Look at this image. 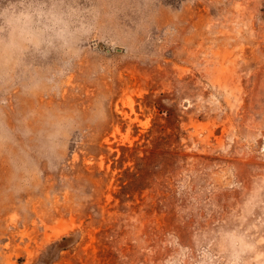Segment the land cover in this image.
Masks as SVG:
<instances>
[{
  "label": "rangeland",
  "instance_id": "374dc122",
  "mask_svg": "<svg viewBox=\"0 0 264 264\" xmlns=\"http://www.w3.org/2000/svg\"><path fill=\"white\" fill-rule=\"evenodd\" d=\"M63 7L78 61L0 68V264H264V0Z\"/></svg>",
  "mask_w": 264,
  "mask_h": 264
},
{
  "label": "clouds",
  "instance_id": "9594fccd",
  "mask_svg": "<svg viewBox=\"0 0 264 264\" xmlns=\"http://www.w3.org/2000/svg\"><path fill=\"white\" fill-rule=\"evenodd\" d=\"M4 17V26L0 32L7 29V37L0 36V68H7L9 64H17L19 55L24 47L31 44L40 50L44 44H50L53 39L60 42L67 59V64L78 61L81 49L79 44L92 30L90 27L80 24L76 27L78 12L72 8L63 7V0H50L46 5L41 0H25L22 10L9 11ZM57 74H63L61 70ZM36 80V77H33ZM50 79L40 78L38 86L29 84L24 86L26 95H36L38 92L49 91ZM55 91V89H51ZM15 144L11 129L0 122V153L9 150ZM226 239L232 244L236 238L228 236Z\"/></svg>",
  "mask_w": 264,
  "mask_h": 264
},
{
  "label": "trees",
  "instance_id": "16d2710c",
  "mask_svg": "<svg viewBox=\"0 0 264 264\" xmlns=\"http://www.w3.org/2000/svg\"><path fill=\"white\" fill-rule=\"evenodd\" d=\"M176 91H177L176 93H178V91H180V90H176ZM178 97H181V96L178 95Z\"/></svg>",
  "mask_w": 264,
  "mask_h": 264
},
{
  "label": "water",
  "instance_id": "95a60500",
  "mask_svg": "<svg viewBox=\"0 0 264 264\" xmlns=\"http://www.w3.org/2000/svg\"><path fill=\"white\" fill-rule=\"evenodd\" d=\"M106 51H108V49H105Z\"/></svg>",
  "mask_w": 264,
  "mask_h": 264
}]
</instances>
